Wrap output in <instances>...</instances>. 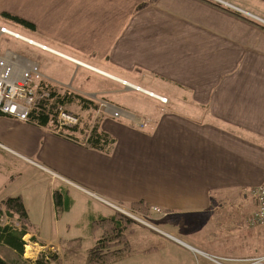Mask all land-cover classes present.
<instances>
[{
    "label": "crops",
    "instance_id": "crops-1",
    "mask_svg": "<svg viewBox=\"0 0 264 264\" xmlns=\"http://www.w3.org/2000/svg\"><path fill=\"white\" fill-rule=\"evenodd\" d=\"M148 1L0 0V15L30 22L32 36L18 33L48 49L13 39L0 57L10 51L24 67L36 64L40 78L88 98L104 96L101 102L147 125L135 128L123 116L102 119L101 128L115 138L105 154L0 114V201L22 198L38 246L60 252L61 240L83 238L65 239L57 226L42 231V217L33 219L31 205L56 225L83 203L78 220L90 237L91 221L112 215L110 204L158 206L162 223L191 212L212 215L232 204L250 226L255 205L242 191L264 185V31L202 0H155L141 7ZM212 1L264 24L229 0ZM61 70L68 81L53 77ZM89 79L95 87H87ZM132 86L141 95L134 94L135 105L126 100ZM163 87L165 94L158 90ZM20 167L30 175L16 185ZM89 198L109 208H95ZM253 232L258 241L249 238L241 248L248 253L259 251L260 232ZM152 248L120 261L155 253ZM249 259L255 257L231 260Z\"/></svg>",
    "mask_w": 264,
    "mask_h": 264
},
{
    "label": "rangeland",
    "instance_id": "rangeland-1",
    "mask_svg": "<svg viewBox=\"0 0 264 264\" xmlns=\"http://www.w3.org/2000/svg\"><path fill=\"white\" fill-rule=\"evenodd\" d=\"M229 1L244 8L250 13L259 15V17H262L264 19L263 0ZM246 15L247 14H245V16ZM0 25H5L8 28L24 35L32 36L33 34V30L25 28L21 25H13L8 20L2 18V16H0ZM13 42V38L7 37L5 35H0V51L3 52L5 49H10ZM65 73L66 71L61 70L59 75L53 77L61 81H68L69 78H66ZM95 83V80L89 79L86 82V85L88 88H92L95 87ZM128 89L130 93H128L126 100L128 103H131L130 105H135L136 100L133 96L135 93L138 94V91L135 90V88ZM159 89H162L161 93L165 94V87L158 88V90ZM97 97L98 95L96 96V98L94 97V95H91L89 99L93 100L96 104H98V111H82L76 106H71L72 113L77 114L79 118L83 121L88 120L90 123L99 122L100 127L102 119L107 116L116 121L124 120L121 118L123 116L124 118H130V121L132 122L131 125L135 128H143L141 126L142 123L139 124L140 120L129 116L128 114L116 109L110 104L101 102L103 101L104 96L99 99ZM150 98L152 97L150 96ZM154 100L160 102V100L155 97ZM18 172L21 173L22 177L20 178L17 175V179L15 180V182H18L16 185H22V183H24V178L28 177V175H30V172L22 167H20V170H18ZM44 181L45 180H43L42 183ZM48 185H50V183H48ZM48 185L46 192L51 191L49 188L50 186ZM88 200L90 202H93L95 208H97L98 205L102 206L100 208H109V206L106 207L104 204L96 201L93 198H89ZM81 204L77 203L72 212L70 214L65 215L63 218L61 217V220L56 225L54 224V219L51 217V215L49 214V216H47L48 212H41L37 209V206L34 205L28 206L32 213L31 215L33 219H36L37 215V221L39 217H42V219L39 220L43 226L41 227L42 231L48 232L51 227L54 228V226H57L60 236L65 239L75 238L79 236L83 238L81 252L76 257L71 259V261L64 262L63 264H84L86 251L91 246H93L96 242V239L100 237V231H95V234L90 237L88 236L89 231H86L85 228L83 229L80 226L81 221H79L78 218L79 216H81ZM110 206L113 210L120 209L122 211L127 212L128 214L133 216V218H136L138 220L136 221L135 219L137 225L133 226L132 232L128 236L131 252L137 253V251L147 247H156L155 253L147 255L133 254L134 257H130V259H125L124 261L117 262L116 264H264V259L257 263L248 260L241 262L231 260L241 256H254L255 258L264 257V252H262V240L264 239V224L260 226L251 227L245 223L240 222L241 219L238 218L239 213L235 209L236 205L233 206L231 204L222 211H218L216 213H213L212 215H199L198 213L193 214V212L187 213V215L181 214L177 216L176 221H166L165 223H162L164 218V211L158 206H150L149 212L151 214L145 216L130 212L129 206H121L118 204H110ZM153 208L159 209L160 214H157V212L155 213L153 211ZM112 209L110 210V213L113 212ZM105 210H108L109 212V209ZM230 213L233 214L235 218L226 217V215ZM2 222H5L4 219H2ZM76 223L78 225H76ZM68 224L70 226H67ZM232 224L235 227H232ZM254 230H259L260 232L259 251H256L254 253H248L246 252L247 250H242L241 248H245V244L247 243V240L249 238H254L256 242L258 241L257 234H254L253 232ZM50 232H54V230L52 229ZM42 234L43 236L46 235V233ZM49 237L53 238L54 236L50 235ZM28 250L29 248L27 249V251ZM37 251H40V249H37ZM57 252L60 255V252ZM0 253L5 255L17 264H23L21 259L18 258L15 253H13L11 250L4 246H0ZM33 255L34 252L31 250L30 253H25L23 255V258L28 260L29 258H33L32 260H34L35 257H31ZM213 259H215V262L213 261Z\"/></svg>",
    "mask_w": 264,
    "mask_h": 264
},
{
    "label": "trees",
    "instance_id": "trees-1",
    "mask_svg": "<svg viewBox=\"0 0 264 264\" xmlns=\"http://www.w3.org/2000/svg\"><path fill=\"white\" fill-rule=\"evenodd\" d=\"M152 1L155 0L145 2L141 7ZM202 1L228 12L264 31V24L238 11L212 0ZM0 16L13 25H21L34 31V26L21 18L6 13ZM33 85L35 99L29 109L26 122L48 128L54 134L84 148L105 154L111 152L115 144V138L101 129L99 122L90 123L88 120L83 121L77 114L72 113L71 110V106H76L82 111L95 112L98 111V104L72 90H64L57 84L44 78L38 77ZM60 112H66L75 116L78 122L74 125L61 124L58 118ZM55 198L57 199L58 195H55ZM129 207L130 212L142 216L149 214V206L143 203L132 204ZM2 219H4V223ZM15 224H18V227ZM90 225L93 231H100V237L86 251L84 264H113L133 253L131 252L128 236L132 232L133 226L137 225V222L130 217L114 210L112 215L101 216L92 220ZM28 233H35V228L29 221L22 198L20 196H14L1 200L0 246H4L15 253L23 264H62L76 257L82 249L81 238L61 240L59 243L60 255L56 251L45 249L34 260L24 259L25 242L22 240V237ZM30 239L31 241H36L33 235H31ZM152 249H156V247ZM0 264L17 263L0 253Z\"/></svg>",
    "mask_w": 264,
    "mask_h": 264
},
{
    "label": "built area",
    "instance_id": "built-area-1",
    "mask_svg": "<svg viewBox=\"0 0 264 264\" xmlns=\"http://www.w3.org/2000/svg\"><path fill=\"white\" fill-rule=\"evenodd\" d=\"M0 35L22 41L28 45L37 46L41 49L48 50L45 46L35 43L33 40L19 34L18 32L11 30L7 27H0ZM24 60L7 51L4 56L0 57V114L9 116L18 121L26 122L27 115L30 107L32 106L35 94H34V81L39 77L38 66L31 62H26V69L22 70ZM24 67V68H25ZM58 86L64 90H70L69 86L58 84ZM140 90L139 88H135ZM147 93L151 97H155L160 100L161 103L166 104L167 98ZM61 124L74 125L78 122V119L66 112H60L58 115ZM142 123V124H141ZM141 126L145 128L147 125L145 122H140ZM242 196L248 198L255 205V211L248 220L250 226H260L264 224V185L255 186L249 189H243ZM118 209V208H117ZM125 215L133 218L125 211L118 209ZM153 211L160 214V210L153 208ZM136 219V218H134ZM137 220V219H136ZM138 221V220H137ZM18 227V224H15ZM31 235L25 234L22 239L25 242L24 254L30 253L32 250L34 255L31 257H37L41 252L45 250V247L38 246L37 243L31 241ZM29 250L27 251V249ZM40 249V251H37ZM27 251V252H26ZM32 260L33 258H29ZM263 258L249 259L254 263L262 261ZM215 262V259H213Z\"/></svg>",
    "mask_w": 264,
    "mask_h": 264
},
{
    "label": "bare ground",
    "instance_id": "bare-ground-1",
    "mask_svg": "<svg viewBox=\"0 0 264 264\" xmlns=\"http://www.w3.org/2000/svg\"><path fill=\"white\" fill-rule=\"evenodd\" d=\"M132 88H135V87L132 86ZM139 91H140V90H139Z\"/></svg>",
    "mask_w": 264,
    "mask_h": 264
},
{
    "label": "water",
    "instance_id": "water-1",
    "mask_svg": "<svg viewBox=\"0 0 264 264\" xmlns=\"http://www.w3.org/2000/svg\"><path fill=\"white\" fill-rule=\"evenodd\" d=\"M126 216H128V215H126ZM129 217V216H128ZM131 218V217H130Z\"/></svg>",
    "mask_w": 264,
    "mask_h": 264
}]
</instances>
